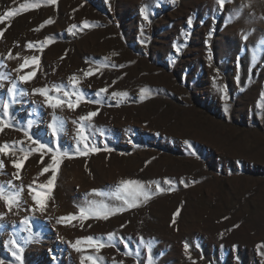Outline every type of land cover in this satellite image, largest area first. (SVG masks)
Returning <instances> with one entry per match:
<instances>
[{
	"label": "rangeland",
	"instance_id": "rangeland-1",
	"mask_svg": "<svg viewBox=\"0 0 264 264\" xmlns=\"http://www.w3.org/2000/svg\"><path fill=\"white\" fill-rule=\"evenodd\" d=\"M9 11L0 22V120L8 125L0 146L14 155L0 154V187L19 196L11 211L0 200V264H82L89 255L98 264H149V248L151 264H237V256L264 264V0H224L223 8L219 0H0V16ZM33 55L39 64L21 69ZM42 88L65 104L48 107L35 93ZM77 90L84 98L69 109L64 92ZM89 111L98 115L83 126L101 151L83 156L76 134ZM54 117L62 121L55 137ZM25 131L62 157L51 191L40 185L51 178L41 173L53 153L37 151ZM25 155L17 171L12 161ZM123 179L150 185L149 199L107 220L60 221L80 208L121 207ZM90 236L105 247L96 251ZM78 239L80 252L71 247Z\"/></svg>",
	"mask_w": 264,
	"mask_h": 264
},
{
	"label": "snow or ice",
	"instance_id": "snow-or-ice-1",
	"mask_svg": "<svg viewBox=\"0 0 264 264\" xmlns=\"http://www.w3.org/2000/svg\"><path fill=\"white\" fill-rule=\"evenodd\" d=\"M49 3L51 4H55L56 0H48ZM219 5L221 8H223L224 6V0H219ZM38 6V5H34ZM29 8V5L25 4V5H21V9H27ZM15 13L9 11L5 16H0V22H3L7 17H11L13 16ZM140 14L142 16V18L145 21H148L150 19L149 15L144 11V9H141ZM45 23H52L51 19H49L48 21H46ZM189 27H191L192 25V18L189 17L188 21H187ZM84 26L87 27L88 26V22L85 21L84 22ZM42 27V26H41ZM77 27V25H72L71 28H69V31L71 32L72 29H75ZM38 30V29H37ZM2 34V33H0ZM49 42V39H45L44 41L40 42V48L43 49L44 44H47ZM27 47L29 49H32L35 47L34 44H32L31 42H29L27 44ZM176 51L179 52L180 49L179 47L176 48ZM212 57L209 56V59H211ZM239 59V58H238ZM29 63L31 64H39V58L35 55L31 56L30 58H25L24 59V63L20 65V68H24L26 65H28ZM115 66V65H114ZM119 67L123 68L124 65H119ZM92 69H89L87 72L84 73L85 76H89L92 75ZM35 73H31L30 75H20L19 79L21 81L27 82L29 81L32 76H34ZM70 82L72 84L73 89L77 88V84H78V78L73 75L72 77H70ZM15 85H13L11 88H9V93L14 94L15 92ZM221 93H223V98L225 100H227L229 97L227 95V89L226 87H221L218 89ZM53 91L59 92L60 89H53ZM107 89H100L96 95L100 96L101 93L106 92ZM35 93H39L41 96L44 97L45 101H46V105L52 109H58L61 108L64 104L65 101L58 98V97H53L51 95L48 94V89H36ZM145 94H146V90H141L140 92V98L144 99L145 98ZM72 95L76 96V101L73 102L70 97ZM128 94L126 92H114L113 96H127ZM264 95V94H262ZM64 96L65 97H69L68 101H67V107L69 109H75L77 108V106L79 105V103L81 102V100H83V93L80 92L79 90L74 91L72 93H69L67 91L64 92ZM92 103H98L99 101H91ZM9 108V105L7 103L3 104V109L5 110V112H7ZM98 115L97 111H89L87 112L86 115H81L79 117V121L80 126L77 129V134H76V139L78 144H83V149H78L80 152V155L83 156H87L89 153H98L99 151H101L100 148L96 147L94 144L90 143V136L86 133V129L83 126V122L87 121V122H91L93 120L94 117H96ZM57 123H62V121H60V119L58 117H54V122L50 125H48V127L51 129V134L53 137L57 136L58 134V127H57ZM5 127H8L7 124H5L2 120H0V131H3V129ZM24 135L28 137V139L30 141H32V143L34 145H36V150L40 151V152H44V153H53V155L51 156V163L45 167L41 173V175H43L44 173H48L49 171L52 173L51 178L47 180V183L45 185H40L41 188H47L49 191H51L53 189L54 183L57 179V173H58V169L59 166L61 164V160L62 157L60 155H57L56 153L53 152V149L51 147H48L47 144L45 143H41L37 140H34L32 138L31 135H29V133L27 131L24 132ZM185 145L189 148H191V144L189 141H185ZM104 151L110 152L112 151L111 148L105 147L103 149ZM57 152L59 151V149L56 150ZM0 154L3 155H14V153L11 151L10 146L5 143L3 146H0ZM27 155L21 157L19 160L13 159L12 161V167L15 168L17 171H19L23 164L24 161L27 159ZM41 163H43V160H41ZM4 167V164L2 161H0V169H2ZM183 183V181H181ZM166 184L171 185V181L169 180H165ZM30 191H32L31 187L29 189ZM118 191L119 192H123L125 193V195L123 196H118V199H121L123 201V205L121 207H117V208H113V209H108L107 206H103L102 208H95V207H89L88 209L85 208H80L79 210V214L78 216L75 215H68V216H64L60 218V221L63 222H71L75 219H79L81 221L87 219L89 216H95L97 219H103V220H107L109 218L110 215H114L116 213L119 212H123L124 210L128 209V208H135L138 206V202L142 201H147L151 195V186H145L140 180L138 179H123L120 181L119 185H118ZM156 192H162L165 191L164 189H162L159 186V183H156V188H155ZM18 196L19 193L16 194H5V191L2 187H0V200H3L4 203L7 205L9 211H11L13 204L18 203ZM33 201L39 206V211L43 212L45 210L46 204L45 201L42 200L39 196V194L33 195L32 196ZM33 211H35V209H33ZM180 214V210L177 209V211L173 214L172 217V221L171 223L174 225L176 223V217ZM58 221V222H60ZM22 224L28 225L29 221L28 220H22L21 221ZM235 227V226H234ZM31 237H29L30 239ZM222 238V237H221ZM113 239V234H109L108 235V240L111 241ZM85 242L87 244H89L91 247L95 248L96 251H99L100 249H102L103 247H105L104 243L101 242H97L94 240L93 237H87L85 238ZM9 243L14 247V251L11 253L12 256L15 258L16 261H21V256H20V252L22 251L21 246L17 243L16 240H10ZM82 241L81 240H77L74 244H71V247L77 251L80 252L82 251L80 245H81ZM264 246V245H261ZM223 247V246H221ZM125 248H127V244H125ZM189 244L187 242L184 243V250L185 252L189 251ZM234 250L236 248H238V246H233ZM127 254H131V253H127ZM148 261L149 264H151V250L149 248L148 250ZM235 259L237 260V264H239V257H235ZM82 264H98V258H94L93 256H84L82 257Z\"/></svg>",
	"mask_w": 264,
	"mask_h": 264
}]
</instances>
